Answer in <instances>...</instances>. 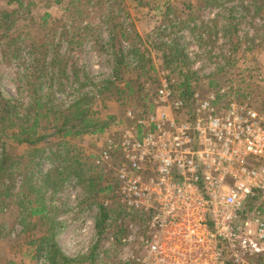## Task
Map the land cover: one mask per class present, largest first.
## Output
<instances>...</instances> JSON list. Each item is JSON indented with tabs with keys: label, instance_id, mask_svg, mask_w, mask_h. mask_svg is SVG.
<instances>
[{
	"label": "rangeland",
	"instance_id": "374dc122",
	"mask_svg": "<svg viewBox=\"0 0 264 264\" xmlns=\"http://www.w3.org/2000/svg\"><path fill=\"white\" fill-rule=\"evenodd\" d=\"M9 1L0 0V9L18 12L14 31L21 46L18 56L0 46V103L13 101L25 118L34 94L65 113L86 97L88 119L105 133L65 137L54 114L42 122L41 133L53 136L38 146L40 153L3 139L19 160L0 183V264H61L49 250L55 243L76 264H122L144 220L119 204L122 160L100 164L103 145L138 131L137 120L149 116L151 104L155 112L161 80L181 93L188 74L190 104L210 89L230 90L264 116V14L256 10L264 0H103L81 23L67 18L68 0ZM107 187L116 192L101 191ZM28 195L42 201L46 219L29 215ZM109 206L104 220L102 207ZM241 257L244 264H264V256Z\"/></svg>",
	"mask_w": 264,
	"mask_h": 264
},
{
	"label": "built area",
	"instance_id": "2783aa9c",
	"mask_svg": "<svg viewBox=\"0 0 264 264\" xmlns=\"http://www.w3.org/2000/svg\"><path fill=\"white\" fill-rule=\"evenodd\" d=\"M195 97L190 104L161 80L155 112L103 145L100 164L122 160L119 204L144 220L122 264L264 256V116L230 90Z\"/></svg>",
	"mask_w": 264,
	"mask_h": 264
},
{
	"label": "trees",
	"instance_id": "16d2710c",
	"mask_svg": "<svg viewBox=\"0 0 264 264\" xmlns=\"http://www.w3.org/2000/svg\"><path fill=\"white\" fill-rule=\"evenodd\" d=\"M103 0H68L67 5L65 7V12L67 14V18L71 19L74 22H80L84 20L86 16H88V9L89 8H96V5H99ZM109 1V0H108ZM126 0H115V2L122 3ZM133 2L141 3L142 0H130ZM13 2L22 3L21 0H10L9 3L12 4ZM264 4V2H263ZM261 7H256L258 14L263 16L264 14V5ZM18 12L7 10V9H0V46L5 45L7 48H11L15 56H18L19 49L21 46V38L15 36V28L17 27ZM50 17L49 14H46L43 18L47 21V18ZM75 32L78 33L79 30L75 29ZM79 34V35H78ZM75 34V37H80L82 39L83 32ZM49 46V45H46ZM51 49H49L48 53L46 54V59H43L44 70L46 71L47 65L50 61H48V55L51 53ZM48 57V58H47ZM51 62L53 65H56V58H52ZM46 75V72L44 73ZM194 75V74H191ZM187 75V86L180 90L181 93H177L179 98L185 99L187 102L190 103V100L193 96V89L190 84V77ZM26 79H29L28 75H26ZM109 82L104 84V87L109 86ZM127 88H131V85H126ZM125 86V87H126ZM172 86V85H171ZM211 84L210 87H212ZM175 90V88L172 86ZM211 90V89H210ZM123 91V90H121ZM144 90H141L140 93L143 94ZM177 92V91H175ZM125 93V91H124ZM39 94H34L35 98L32 100L29 111L27 112L25 118L19 113V107L14 104L11 100H5L0 103V183L1 180L5 177L9 178L12 173H10L15 164H17L19 160L18 154H13L8 148V143H6L3 139H10L11 141L15 142L17 145L23 146L26 145L32 148V151L36 153H40L41 149L38 147L40 144L45 142L50 136L53 135H44L41 133L43 129L42 122L45 119H50L51 116L54 114H60L59 117L56 118L57 124V131L59 133L64 132V136H80V135H88V134H103L105 133V127L99 125L98 121L94 119H88V109L85 108L86 105V97L79 99L78 101L72 103L69 107L68 113L61 112V111H54L51 103L48 99H43L42 97H36ZM145 99L147 98L148 94L145 95ZM151 104V103H150ZM153 104L150 105L149 113L153 112ZM26 119V121H25ZM130 119V118H129ZM9 121L10 125L5 126L3 122ZM29 121H32L31 124H28ZM10 128V129H9ZM6 131H15L11 135H6ZM18 131V132H17ZM4 132V133H3ZM114 138V136H111ZM58 173H63L62 171H58ZM51 177L52 174H49ZM49 176L46 179L50 181ZM49 183V182H48ZM47 183V184H48ZM104 193L108 194V192H116V189H110V187L102 189ZM109 195H107L108 197ZM33 197H27V204L29 206V215L32 217H40L41 220L46 219V211L44 210L43 203L37 197V199L32 200ZM109 207H102V218L105 220L108 217L110 212ZM128 215V214H127ZM130 216V215H129ZM52 233V229L48 231ZM54 237V236H53ZM50 238V241L53 240ZM46 239V238H45ZM48 239V237H47ZM54 241V240H53ZM53 246V247H51ZM49 246V250L54 252L55 255L60 259L61 264H76L78 262L75 259H71L67 257L63 251L58 247L57 243ZM264 261V257H262ZM54 259H51V262Z\"/></svg>",
	"mask_w": 264,
	"mask_h": 264
}]
</instances>
